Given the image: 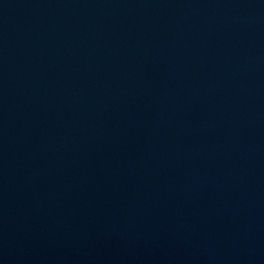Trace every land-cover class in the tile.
<instances>
[{"label":"water","instance_id":"water-1","mask_svg":"<svg viewBox=\"0 0 264 264\" xmlns=\"http://www.w3.org/2000/svg\"><path fill=\"white\" fill-rule=\"evenodd\" d=\"M0 177L264 264V0H0Z\"/></svg>","mask_w":264,"mask_h":264}]
</instances>
